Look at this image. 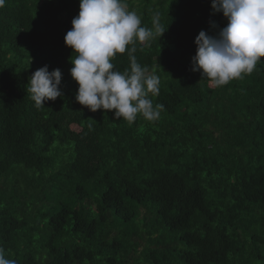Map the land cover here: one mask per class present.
Masks as SVG:
<instances>
[{
  "label": "trees",
  "instance_id": "trees-1",
  "mask_svg": "<svg viewBox=\"0 0 264 264\" xmlns=\"http://www.w3.org/2000/svg\"><path fill=\"white\" fill-rule=\"evenodd\" d=\"M126 2L142 26L152 28L158 13L166 30L134 53L160 79L159 95L150 96L163 105L154 122L138 115L129 124L76 102L64 38L79 0H6L0 8L5 258L264 264V63L213 88L191 71L196 36L227 25L212 0ZM112 62L130 68L127 52ZM45 65L61 71V96L38 109L26 86Z\"/></svg>",
  "mask_w": 264,
  "mask_h": 264
},
{
  "label": "clouds",
  "instance_id": "clouds-1",
  "mask_svg": "<svg viewBox=\"0 0 264 264\" xmlns=\"http://www.w3.org/2000/svg\"><path fill=\"white\" fill-rule=\"evenodd\" d=\"M5 2L0 0V8ZM211 9L213 14L222 13L227 25L214 36L205 31L196 36L191 71L200 72L211 87L219 88L251 75L264 63V0H212ZM165 31L158 13L152 28L142 26L141 17L129 9L126 0H79V13L64 38L65 46L75 54L70 76L78 85L76 102L93 113L113 112L114 119L129 124L138 115L157 121L163 105H154L150 96L159 95L160 79L141 66L134 53L138 44L147 46ZM126 52L130 68L115 70L112 61ZM61 79L59 69L49 72L46 65L32 74L26 88L36 108L61 96ZM0 264L16 261L6 259L0 248Z\"/></svg>",
  "mask_w": 264,
  "mask_h": 264
}]
</instances>
